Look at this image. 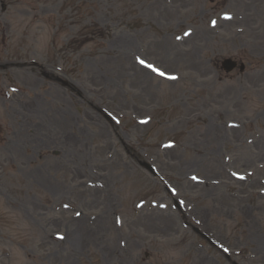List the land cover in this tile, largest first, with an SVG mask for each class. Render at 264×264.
I'll return each instance as SVG.
<instances>
[{"label": "rangeland", "instance_id": "obj_1", "mask_svg": "<svg viewBox=\"0 0 264 264\" xmlns=\"http://www.w3.org/2000/svg\"><path fill=\"white\" fill-rule=\"evenodd\" d=\"M212 17L214 29L207 25ZM3 26L8 39L0 40L1 60L21 57L13 52L18 44L29 50L22 57L37 58L52 70L64 67L61 76L87 96L82 94L83 100L40 79L42 98L33 97L37 81L23 70L0 73V97L9 83L24 88L0 112L5 131L0 136L5 191L0 226L6 237L0 243V264H232L207 242L201 248V237L184 231L171 208L133 214L141 198L167 202L163 187L137 163L143 155L157 162L188 204L196 203L194 222L201 221L205 232L228 244L233 261L264 264V169L258 167L264 163V0H2L0 32ZM189 27L196 34L176 43L175 34ZM108 31L110 37H99ZM134 55L181 78L159 80L138 66ZM228 56L247 59L246 72L226 76L219 70ZM89 99L122 116L119 129L98 115ZM50 108L70 113L51 117L66 131L60 141L48 134L47 123L34 122ZM131 114L153 121L134 126ZM80 120L89 136L78 144L69 129L77 131ZM232 121L241 126H227ZM28 127L40 136H27ZM165 137L178 146L160 151ZM110 155L114 157L108 159ZM93 169L106 173L104 190L85 184L96 178ZM251 172L254 183L235 180L236 174ZM191 174L209 182L224 179L226 186L192 183ZM54 186L56 191H50ZM79 188L81 193L72 190ZM64 201L84 218L75 220L72 211L54 214V206ZM114 211L121 212L122 227L116 225ZM93 215L96 222L73 234L75 242H44L48 233L75 231L83 224L79 221L89 224ZM37 237L38 245L30 241ZM4 251L11 254L9 260Z\"/></svg>", "mask_w": 264, "mask_h": 264}, {"label": "snow or ice", "instance_id": "obj_2", "mask_svg": "<svg viewBox=\"0 0 264 264\" xmlns=\"http://www.w3.org/2000/svg\"><path fill=\"white\" fill-rule=\"evenodd\" d=\"M140 63L144 64L145 61H144V60H141ZM148 67H153V66L149 64ZM156 71H157L160 75H165V73L162 72V71H160L159 69H156ZM172 78L175 79V77H172Z\"/></svg>", "mask_w": 264, "mask_h": 264}, {"label": "bare ground", "instance_id": "obj_3", "mask_svg": "<svg viewBox=\"0 0 264 264\" xmlns=\"http://www.w3.org/2000/svg\"><path fill=\"white\" fill-rule=\"evenodd\" d=\"M96 190H100V189L99 188H96ZM79 232H80V230L75 231L76 234L79 233ZM75 241H76V239L74 237L73 240H72V242H75Z\"/></svg>", "mask_w": 264, "mask_h": 264}]
</instances>
